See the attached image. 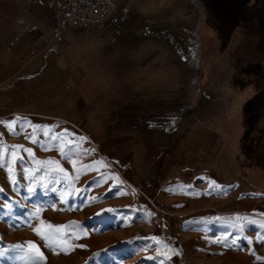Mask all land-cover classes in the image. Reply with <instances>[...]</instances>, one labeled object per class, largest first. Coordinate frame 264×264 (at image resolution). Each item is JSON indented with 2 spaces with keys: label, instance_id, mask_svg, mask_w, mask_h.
Listing matches in <instances>:
<instances>
[{
  "label": "rangeland",
  "instance_id": "374dc122",
  "mask_svg": "<svg viewBox=\"0 0 264 264\" xmlns=\"http://www.w3.org/2000/svg\"><path fill=\"white\" fill-rule=\"evenodd\" d=\"M31 1L45 14L53 32V11L41 0ZM119 1L130 6L125 24L66 27L56 35L69 65L83 70L81 87L87 89L90 99L97 100L90 119L94 118L99 127L105 122L110 126L104 127L105 131L111 135L130 138L135 142L131 151L140 149L144 157L152 156V160L159 141L171 138L170 142H177L188 126L207 127L216 133L209 132L215 148L208 164L223 172H234L242 184L264 193V18L255 21L242 16L239 0ZM243 1V5L253 3ZM163 90L166 94L161 93ZM167 93L174 95V101L167 98ZM157 96L164 97L162 103L178 104L176 111L154 110ZM116 99L119 102H112L109 108L110 101ZM102 108H109L108 113L104 114ZM203 109L206 117H202ZM179 114L185 115L184 123L189 124L175 135L155 129L158 119L171 121L170 116ZM78 120L79 125L86 121L85 113H79ZM214 122L220 126L209 128ZM101 131L102 127L100 135ZM78 132L95 149L81 128ZM53 179L69 193L64 199L60 196L56 207L38 200L42 189L27 196L13 189L0 194V248L7 250L0 264H161L162 260L165 264H194V257L186 249L184 253L171 234L161 236L159 232L154 246L141 248L138 245L143 242L136 227L110 224L108 217L122 218L123 209L118 208V201H110L108 194L96 189V178H79V186L70 176ZM145 182L139 180V186H127L149 197L151 185ZM108 208L117 211L97 215ZM37 228L44 233L56 232L65 243L49 246L35 231ZM28 241L39 246L43 259H19L22 253L9 248L20 244L29 249ZM220 245L217 256L197 257L196 261L264 264V253L241 241H224Z\"/></svg>",
  "mask_w": 264,
  "mask_h": 264
},
{
  "label": "crops",
  "instance_id": "0c3cea01",
  "mask_svg": "<svg viewBox=\"0 0 264 264\" xmlns=\"http://www.w3.org/2000/svg\"><path fill=\"white\" fill-rule=\"evenodd\" d=\"M41 3L50 8L46 0ZM50 29L45 14L33 1L0 0V194L13 189L27 196L29 188L42 189L38 200L44 199L42 203H50L52 208L67 192L53 178L70 176L76 186L79 178H96V189L123 209L122 218L117 215L107 220L129 229L136 227L141 248L154 246L153 238L160 232L161 236L171 234L183 252L186 249L194 257V264L202 263L197 257L217 256L216 249L224 241H241L264 253V193L242 184L234 172L208 164L215 148L211 130L201 125L186 128L185 115H169L171 121L158 119L155 129L175 135L185 128L177 142L169 138L156 143L154 160L144 157L140 149L131 151L135 142L130 138L105 131L104 127L110 128L105 122L100 135V127L90 119L97 100L90 99L87 89L81 87L83 70L69 65L63 45ZM179 82L182 92L180 78ZM161 93L166 94L164 90ZM168 96L174 101V95ZM161 99L164 97L157 96L154 110L176 111L178 104L162 103ZM116 100L110 101L109 108L112 102H119ZM106 109L102 108L104 114ZM202 112L206 117L204 109ZM79 113L86 115L80 125ZM211 125L214 129L220 126L217 122ZM79 128L95 149L80 138ZM54 135L56 140L51 139ZM17 145L23 147H14ZM58 167L66 171L60 172ZM151 168L155 169L152 173L148 172ZM139 180L150 183L149 197L127 186H139ZM149 200L164 210L160 221H156L158 213Z\"/></svg>",
  "mask_w": 264,
  "mask_h": 264
},
{
  "label": "built area",
  "instance_id": "2783aa9c",
  "mask_svg": "<svg viewBox=\"0 0 264 264\" xmlns=\"http://www.w3.org/2000/svg\"><path fill=\"white\" fill-rule=\"evenodd\" d=\"M46 5L54 12L55 34L66 27L121 26L127 22L130 12L129 3L119 0H46ZM149 202L158 213L156 221H160L164 210Z\"/></svg>",
  "mask_w": 264,
  "mask_h": 264
},
{
  "label": "snow or ice",
  "instance_id": "6c2138e0",
  "mask_svg": "<svg viewBox=\"0 0 264 264\" xmlns=\"http://www.w3.org/2000/svg\"><path fill=\"white\" fill-rule=\"evenodd\" d=\"M14 123V121H13ZM35 127H40L39 125H36ZM65 132H67V129L64 130ZM45 135H47V133H45ZM51 139L56 140L57 136H52ZM81 139H86L84 137H81ZM70 143H74V142H70ZM14 147H23L22 145H17ZM28 152H31V149H27ZM60 152L63 154L64 153V147L61 146L60 147ZM54 163L57 164V166H59V161H55ZM72 163L74 164L75 161L73 160ZM58 170L60 172H64L66 171L65 169H63L62 167H58ZM105 177L101 176V179H104ZM42 179V178H41ZM15 183V181H14ZM212 185L216 186V187H220L219 185H216L215 181H212ZM33 189L29 188V192H32ZM66 195H69V193H62L61 195V199H64V197ZM36 211L38 212L39 209H36ZM117 209L114 208H108V209H102L100 213H97V215H102L104 212H116ZM34 218V217H33ZM239 217L236 218L237 221H239ZM234 226H239V225H234ZM49 227L51 228H56V229H60V228H64L66 227L65 225H49ZM242 227V226H241ZM35 231L41 236L42 239L46 240L48 242L49 246L52 245H63L65 243V241L62 239L61 235L57 234L56 232H48V233H44L41 232L39 228L35 229ZM86 234V233H85ZM153 239H158V238H153ZM27 244L30 246L29 249H24L22 245L20 244H15V245H10L9 248L11 249H16L19 250L22 255L19 256V259H32V260H40L44 258V253L40 250L39 246L33 242V241H28ZM78 247H84V245H78ZM7 256V250L0 248V258H4ZM161 264H165V262L162 260Z\"/></svg>",
  "mask_w": 264,
  "mask_h": 264
},
{
  "label": "trees",
  "instance_id": "16d2710c",
  "mask_svg": "<svg viewBox=\"0 0 264 264\" xmlns=\"http://www.w3.org/2000/svg\"><path fill=\"white\" fill-rule=\"evenodd\" d=\"M243 3V0H239V13L242 16L247 19H254L255 21L264 18V0H253V3L249 6L247 4H244L246 7H244Z\"/></svg>",
  "mask_w": 264,
  "mask_h": 264
}]
</instances>
